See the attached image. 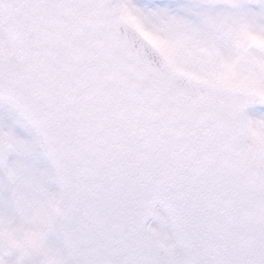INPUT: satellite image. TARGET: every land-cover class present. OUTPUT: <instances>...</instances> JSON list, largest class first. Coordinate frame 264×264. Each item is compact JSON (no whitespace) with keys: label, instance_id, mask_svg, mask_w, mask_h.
Returning a JSON list of instances; mask_svg holds the SVG:
<instances>
[{"label":"snow or ice","instance_id":"6c2138e0","mask_svg":"<svg viewBox=\"0 0 264 264\" xmlns=\"http://www.w3.org/2000/svg\"><path fill=\"white\" fill-rule=\"evenodd\" d=\"M0 107V264H264V0H0Z\"/></svg>","mask_w":264,"mask_h":264},{"label":"rangeland","instance_id":"374dc122","mask_svg":"<svg viewBox=\"0 0 264 264\" xmlns=\"http://www.w3.org/2000/svg\"><path fill=\"white\" fill-rule=\"evenodd\" d=\"M262 111H264V109H262ZM0 124L6 126L8 128H12V126L10 125V124H12L11 120H10V115H9V112L6 109V107H0ZM11 130L17 136L21 137L22 139H25V140H31L32 139V135L30 133H28L22 127H15V128H13ZM37 163H38V166H40V167L46 166L44 161L42 159H40V158L37 159Z\"/></svg>","mask_w":264,"mask_h":264},{"label":"clouds","instance_id":"9594fccd","mask_svg":"<svg viewBox=\"0 0 264 264\" xmlns=\"http://www.w3.org/2000/svg\"><path fill=\"white\" fill-rule=\"evenodd\" d=\"M253 39H255V38H253Z\"/></svg>","mask_w":264,"mask_h":264}]
</instances>
